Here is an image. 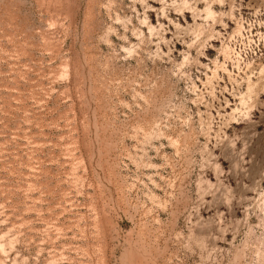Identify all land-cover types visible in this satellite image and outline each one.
I'll return each instance as SVG.
<instances>
[{
	"label": "rangeland",
	"instance_id": "obj_1",
	"mask_svg": "<svg viewBox=\"0 0 264 264\" xmlns=\"http://www.w3.org/2000/svg\"><path fill=\"white\" fill-rule=\"evenodd\" d=\"M0 238L264 264V0H0Z\"/></svg>",
	"mask_w": 264,
	"mask_h": 264
},
{
	"label": "bare ground",
	"instance_id": "obj_2",
	"mask_svg": "<svg viewBox=\"0 0 264 264\" xmlns=\"http://www.w3.org/2000/svg\"><path fill=\"white\" fill-rule=\"evenodd\" d=\"M1 237H5L4 235L3 236H1ZM13 242H14V240H13ZM13 242H12V240H11V242L8 244L9 246H11V248L10 249H12V244H13ZM17 243V242H16ZM14 247V246H13ZM9 251V250H8ZM11 251H13V249L11 250ZM15 251V250H14ZM5 253V255H7V254H9V253H7V252H5V244H4V242L1 240V238H0V254H2V256H3V254ZM7 253V254H6ZM18 256V255H17ZM17 256H15V257H17ZM2 259V258H1ZM15 261V260H14ZM1 262V261H0ZM0 264H4V262L3 263H0ZM6 264V263H5Z\"/></svg>",
	"mask_w": 264,
	"mask_h": 264
}]
</instances>
